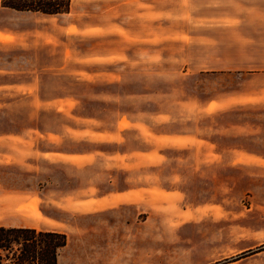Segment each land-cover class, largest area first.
Wrapping results in <instances>:
<instances>
[{
    "label": "rangeland",
    "instance_id": "obj_1",
    "mask_svg": "<svg viewBox=\"0 0 264 264\" xmlns=\"http://www.w3.org/2000/svg\"><path fill=\"white\" fill-rule=\"evenodd\" d=\"M251 2L0 0L1 186L30 195L0 224L65 233L58 264H264Z\"/></svg>",
    "mask_w": 264,
    "mask_h": 264
},
{
    "label": "trees",
    "instance_id": "obj_2",
    "mask_svg": "<svg viewBox=\"0 0 264 264\" xmlns=\"http://www.w3.org/2000/svg\"><path fill=\"white\" fill-rule=\"evenodd\" d=\"M16 11L61 15L69 13L72 0H1ZM67 235L55 229L0 225V264H58Z\"/></svg>",
    "mask_w": 264,
    "mask_h": 264
},
{
    "label": "crops",
    "instance_id": "obj_3",
    "mask_svg": "<svg viewBox=\"0 0 264 264\" xmlns=\"http://www.w3.org/2000/svg\"><path fill=\"white\" fill-rule=\"evenodd\" d=\"M251 3H252V7H251L252 9L250 11H246L247 12L246 14H248V16L245 17L244 27L247 31H251L253 37L257 38V36L260 35L261 38L264 39V0H252ZM0 36H1L0 43L2 44H8L9 43L8 38H11V40L13 41V35L9 33L7 29L1 28ZM9 162L11 161L0 159V213L3 210L13 211V209L17 207L19 203L21 202L24 203L30 197V195L26 192H21L19 195L16 196L14 194V191L8 190L7 192L6 189L1 186V181L3 179V176L1 175V170H2L1 168L7 165V163ZM14 198L16 200H13Z\"/></svg>",
    "mask_w": 264,
    "mask_h": 264
}]
</instances>
